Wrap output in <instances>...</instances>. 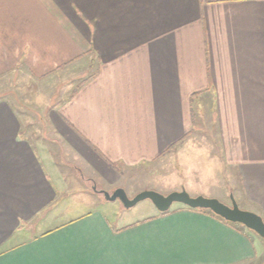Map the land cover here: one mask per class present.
Here are the masks:
<instances>
[{
    "label": "crops",
    "instance_id": "1",
    "mask_svg": "<svg viewBox=\"0 0 264 264\" xmlns=\"http://www.w3.org/2000/svg\"><path fill=\"white\" fill-rule=\"evenodd\" d=\"M20 79L50 93L34 118ZM133 182L264 220V0H0V264H264L259 236L182 205L41 229L60 196Z\"/></svg>",
    "mask_w": 264,
    "mask_h": 264
},
{
    "label": "rangeland",
    "instance_id": "2",
    "mask_svg": "<svg viewBox=\"0 0 264 264\" xmlns=\"http://www.w3.org/2000/svg\"><path fill=\"white\" fill-rule=\"evenodd\" d=\"M8 87L11 91V93L8 96V100L13 101L14 99H17L18 104L16 105H18V113L22 114L24 118L25 116H29V115L33 116V118H34V114L39 115V113H41V110L44 109L43 107L45 106L46 102L50 98V93H46V91H44L41 85L28 84L25 80L20 79L17 82L13 81L12 83L8 84ZM42 116L43 115L40 114V117ZM139 185L140 184H138L137 182H133L130 187V190H127L126 192L127 196L128 197L136 196L137 194H135L134 196H131V195L134 193V190H136ZM155 192L161 195H168L169 193H171V192H163V191L161 192L157 190H155ZM95 196H96L95 198L99 200L98 201L99 203L93 206H91L89 202L86 203V197L83 194L68 193V194L60 196L59 198H61L62 201L58 198L59 203H62L64 207H61L63 210L56 217L57 222L46 223L45 225L41 227V229H46V228H43L45 226L49 228L54 225H57L58 223L65 221L66 219H69L70 217H72V215L76 213H84V212L92 211L96 208L102 209V204H105L107 206H112L114 208V211L117 212L118 216H124V219L122 220V222L131 221L134 219H138L140 217H145L147 215H150L154 210H156L153 204L149 200L141 201L130 209H124L121 203L117 200L114 202H107L104 200L102 195H95ZM231 197L236 202L239 209L247 211L245 210V208H243V206L239 202L237 193H231V195L229 194L228 198H225V200L221 199L220 202L223 203L224 205H230ZM73 204H76V205L80 204V206L71 207ZM179 206L180 204L175 203L170 207V210L176 209ZM244 229L247 231H250L246 228Z\"/></svg>",
    "mask_w": 264,
    "mask_h": 264
},
{
    "label": "water",
    "instance_id": "3",
    "mask_svg": "<svg viewBox=\"0 0 264 264\" xmlns=\"http://www.w3.org/2000/svg\"><path fill=\"white\" fill-rule=\"evenodd\" d=\"M92 190L102 195L107 202L119 201L124 209H130L141 201L149 200L158 213L169 211L175 203L190 209L208 210L225 222L241 225L264 240V221L262 218L253 212L239 209L232 197L231 204L224 205L214 198L192 197L184 190L174 191L168 195H161L155 191L147 190L138 193L133 198H129L124 190L120 188L111 193L96 190L95 186L92 187Z\"/></svg>",
    "mask_w": 264,
    "mask_h": 264
},
{
    "label": "trees",
    "instance_id": "4",
    "mask_svg": "<svg viewBox=\"0 0 264 264\" xmlns=\"http://www.w3.org/2000/svg\"><path fill=\"white\" fill-rule=\"evenodd\" d=\"M185 208H187V207H185ZM188 210H192V211H199V212H205V213H208V214H211V215H213V216H215L214 214H212L210 211H208V210H201V209H190V208H187ZM170 211H167V212H165V213H159V215H165V214H168ZM216 218H218V219H220V220H222L221 218H219V217H217V216H215ZM222 221H224V220H222ZM225 222V221H224ZM226 223H228V222H226ZM228 224H232V223H228ZM233 225V224H232Z\"/></svg>",
    "mask_w": 264,
    "mask_h": 264
}]
</instances>
